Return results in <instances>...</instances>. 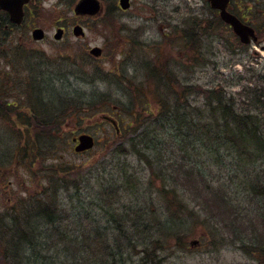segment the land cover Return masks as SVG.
Returning <instances> with one entry per match:
<instances>
[{
	"label": "rangeland",
	"instance_id": "rangeland-1",
	"mask_svg": "<svg viewBox=\"0 0 264 264\" xmlns=\"http://www.w3.org/2000/svg\"><path fill=\"white\" fill-rule=\"evenodd\" d=\"M80 1L37 0L31 18L34 24L0 36V91L8 96L7 101L0 103L11 104L0 112V213L13 208L19 198L46 187L47 173L54 166L81 169L84 179L90 178L94 189L101 182L99 177L107 180L112 168L116 167L117 174V167L123 165L143 182L151 178L149 167L137 157L117 154L121 142L116 139L115 128L102 121L105 114L118 121L128 118L126 110L131 101H140L137 104L142 105L143 96L136 90L140 84L151 108L157 111L159 91H156L157 83L149 84L146 64L155 63L156 67L167 69L176 84L193 88L190 100L198 106L203 103L201 93L210 88L228 92L239 102L245 96L243 87L264 86V30L261 28L264 0H236L242 8L241 15L260 30L259 42L248 46L239 45L225 25L219 27V16L210 8L208 0H131V8L126 12L116 8L119 0H99L101 9L96 15H78L75 7ZM247 8H252V12H247ZM77 26L83 28L84 36L75 35ZM35 27L45 32L44 41L32 38ZM190 27L196 37L194 41L184 38V31ZM59 29L63 30V38L57 41L55 35ZM95 47L102 49L98 58L91 54ZM136 74V85H133L131 79ZM7 77L11 85L29 80L26 91L30 95L35 84L38 92L42 91L40 98L45 105L56 96L54 102L58 104L66 100L79 107L72 111L57 109L61 115L68 114L58 135L64 141L50 151L44 147L32 162L30 157L17 158L14 150L21 136L26 141L36 134L29 128L24 129L22 121L30 122L27 111L31 102L38 101L33 96L27 100L28 92L19 90L18 85L10 87L7 93ZM73 111L78 113L77 117L69 118ZM81 134L94 136L98 143L93 150L76 154L73 139ZM123 134L127 138L135 136ZM127 149H130L128 145ZM104 169L108 177L102 174ZM208 175L214 187L220 176L227 175V170L211 168ZM179 185L184 206L181 215L188 227L180 224L183 238L179 237L182 238L179 241L170 233L155 231L154 238L159 240H155V248L150 245L149 264H264L257 253H251L252 248H243L240 242L231 239L234 236L218 216V204L209 209L199 194L188 190L186 184ZM160 187L161 182H155L152 189L145 187V197L151 196L140 205H146L162 221L171 220L166 209L171 195L168 191H157ZM118 197L123 200L120 208L129 206L128 197L120 194ZM235 204L244 207L243 203L235 201ZM190 212L192 218L188 217ZM198 217H201L199 221ZM209 219L223 227L220 235H204L205 228L211 225ZM100 226L110 229L111 234L119 232L117 225L106 221ZM196 240L200 241L199 245L193 244ZM142 249L138 247L131 253L132 257L127 255V264H140Z\"/></svg>",
	"mask_w": 264,
	"mask_h": 264
},
{
	"label": "trees",
	"instance_id": "trees-1",
	"mask_svg": "<svg viewBox=\"0 0 264 264\" xmlns=\"http://www.w3.org/2000/svg\"><path fill=\"white\" fill-rule=\"evenodd\" d=\"M218 20L219 27L223 26ZM261 28L264 30V23ZM189 29L184 31L185 40H196L194 31ZM154 64H146L144 68L149 84L157 83V111L151 108L140 84L136 90L143 96L142 105L138 106L140 101H131L126 110L129 117L118 121L120 133L115 132L121 142L117 154L137 157L149 167L152 179L143 182L123 165L117 167V174L116 167L112 168L109 177L104 169L102 174L108 178L99 177L101 182L94 189L81 169L49 168L46 187L19 198L13 208L0 213V264H127V255L132 257L138 247L143 248L140 264H149L151 246L155 248L159 240L154 238L155 231H165L177 239L183 236L180 224L188 227L181 215L184 206L179 184H186L188 190L199 194L209 209L218 204V216L234 236L231 239L240 242L243 248H252L251 253L264 259V86L243 87L245 96L239 102L228 92L210 88L201 93L203 103L198 106L190 100L193 88L176 84L167 69ZM136 76L131 79L133 85ZM25 80L27 83L11 85L7 77L6 85L7 93L10 87L18 85L19 90L28 92L27 100L33 96L38 101L31 102L27 111L30 122L22 121L24 129L36 134L26 141L21 136L14 150L17 158L30 157L32 162L44 147L50 151L64 141L58 135L68 114L61 115L57 109L72 111L77 105L66 100L58 104L54 102L56 96L45 105L40 98L42 91L38 92L34 84L30 95L26 91L29 80ZM6 99L8 96L0 91V102ZM7 106L0 103V112ZM77 115L73 111L68 117ZM124 132L135 136L127 138ZM211 168L227 170V175L220 176L214 187L208 175ZM155 182H161L157 191H168L171 195L170 204L166 205L171 220L162 221L146 205H140L151 196L145 197L143 190L148 186L154 188ZM119 194L128 197V207H119L123 201ZM235 201L244 207L240 209ZM188 217H193L192 212ZM103 221L117 225L118 234L109 233L108 228L104 230L100 226ZM212 223L209 219L211 225L205 228L204 235L215 237L222 233L223 227Z\"/></svg>",
	"mask_w": 264,
	"mask_h": 264
},
{
	"label": "water",
	"instance_id": "water-1",
	"mask_svg": "<svg viewBox=\"0 0 264 264\" xmlns=\"http://www.w3.org/2000/svg\"><path fill=\"white\" fill-rule=\"evenodd\" d=\"M29 0H13L12 5L18 6L16 13L17 19L15 21L19 22L23 15L22 6L27 3ZM212 9L219 10L220 16L222 20L230 25L233 28L234 33L240 38V41L248 45L252 41L257 42L258 38L256 36L255 30L243 22H241L235 15L228 12L227 7L229 4V0H209ZM121 8L127 10L130 8V0H121ZM101 9V4L98 0H81L75 7V13L78 15H96ZM74 33L77 36H83L84 32L82 27L77 26L74 29ZM63 36V31L58 30L55 39L60 40ZM32 37L35 40H42L45 37V32L42 29H36L32 33ZM91 54L99 57L102 54L100 48H94L91 51ZM105 120L110 121L115 127H117V123L112 120L111 118L105 116ZM75 142H79V145L75 147L76 153H83L90 151L94 148L96 140L92 135L83 134L80 135L78 138L74 139ZM194 245L197 242L193 243Z\"/></svg>",
	"mask_w": 264,
	"mask_h": 264
},
{
	"label": "flooded vegetation",
	"instance_id": "flooded-vegetation-1",
	"mask_svg": "<svg viewBox=\"0 0 264 264\" xmlns=\"http://www.w3.org/2000/svg\"><path fill=\"white\" fill-rule=\"evenodd\" d=\"M12 1L13 0H0V36L3 34L13 32L16 28H24V27H26L27 24H34L31 22V18H32L33 9H34L33 7L36 5L37 0H29L27 3H25L22 6L23 15H22L21 19L19 20V22L15 21V18L17 19V15H18V13H16L18 6L12 5ZM118 4H119V2H118ZM116 8L119 10H122L119 7V5H117V4H116ZM245 10L247 12H252L251 11L252 8H247ZM122 11L126 12L125 10H122ZM228 11L230 13H232L233 15H236L241 21H243V23L250 24L249 23L250 19H245V16L241 15L242 8L239 6V4L236 0H229ZM216 13L218 14L219 19L221 20L220 12L216 11ZM221 23L224 24L223 21H221ZM250 25L255 29L256 34L258 35L259 29L254 26L255 24L254 25L250 24ZM225 28H228L232 32L231 27L227 26ZM36 29H39V28L35 27L33 29V31ZM28 38L29 37H25L24 39H28ZM45 39H46V35L40 41H44ZM21 40H23V38H21ZM36 41H38V40H36ZM10 105L11 104H9V106ZM28 118H30V117L28 116Z\"/></svg>",
	"mask_w": 264,
	"mask_h": 264
}]
</instances>
